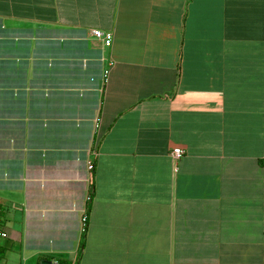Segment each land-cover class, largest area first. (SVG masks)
Segmentation results:
<instances>
[{
	"label": "crops",
	"instance_id": "0c3cea01",
	"mask_svg": "<svg viewBox=\"0 0 264 264\" xmlns=\"http://www.w3.org/2000/svg\"><path fill=\"white\" fill-rule=\"evenodd\" d=\"M0 211V264H264V0H0Z\"/></svg>",
	"mask_w": 264,
	"mask_h": 264
},
{
	"label": "built area",
	"instance_id": "2783aa9c",
	"mask_svg": "<svg viewBox=\"0 0 264 264\" xmlns=\"http://www.w3.org/2000/svg\"><path fill=\"white\" fill-rule=\"evenodd\" d=\"M91 34L93 35V37L101 40L104 46L109 45L110 43V33L109 32H101L99 30H92ZM107 64L110 65L111 62H108ZM103 73L104 74L106 73V69L103 71ZM182 153H183L182 149H180L179 147H173L169 151V156L172 160H177L182 155ZM92 168H93L92 162L88 161L86 164V169L90 172ZM87 199H88V196H87ZM80 221L83 227L86 221L85 214L81 216ZM0 223H1V211H0ZM5 236H6V233L0 228V240L3 239ZM51 264H57V262L53 261Z\"/></svg>",
	"mask_w": 264,
	"mask_h": 264
},
{
	"label": "water",
	"instance_id": "95a60500",
	"mask_svg": "<svg viewBox=\"0 0 264 264\" xmlns=\"http://www.w3.org/2000/svg\"><path fill=\"white\" fill-rule=\"evenodd\" d=\"M40 264H49V262H48V261H45V260H43V261H41V262H40Z\"/></svg>",
	"mask_w": 264,
	"mask_h": 264
},
{
	"label": "trees",
	"instance_id": "16d2710c",
	"mask_svg": "<svg viewBox=\"0 0 264 264\" xmlns=\"http://www.w3.org/2000/svg\"><path fill=\"white\" fill-rule=\"evenodd\" d=\"M89 200H90V194L88 195L87 203H89Z\"/></svg>",
	"mask_w": 264,
	"mask_h": 264
}]
</instances>
